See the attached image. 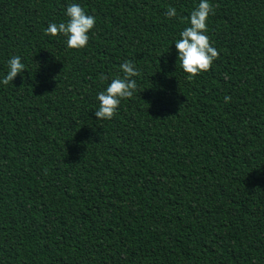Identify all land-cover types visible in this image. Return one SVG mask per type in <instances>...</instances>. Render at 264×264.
Here are the masks:
<instances>
[{"label":"trees","instance_id":"1","mask_svg":"<svg viewBox=\"0 0 264 264\" xmlns=\"http://www.w3.org/2000/svg\"><path fill=\"white\" fill-rule=\"evenodd\" d=\"M199 2L0 0V81L25 64L0 82V264H264V0H209L219 57L188 79ZM72 3L83 49L45 35ZM126 60L138 88L97 120Z\"/></svg>","mask_w":264,"mask_h":264},{"label":"clouds","instance_id":"2","mask_svg":"<svg viewBox=\"0 0 264 264\" xmlns=\"http://www.w3.org/2000/svg\"><path fill=\"white\" fill-rule=\"evenodd\" d=\"M214 10L209 0H200L195 10L187 18L190 26L181 31L180 38L174 43L178 53L177 60L180 67L187 74L188 79L207 72L212 67L214 60L219 57V51L212 45L208 31L207 20ZM65 15L66 22L49 23L45 35L56 37L63 35L66 37L67 47L70 49H83L89 42V32L95 27L96 19L89 15L77 3L70 4ZM177 10L169 7L166 16L171 19L176 17ZM123 76L112 79L105 91H101L97 96L99 108L94 112L97 120H110L114 117L122 100L131 99L136 92L138 85L136 77L141 75L135 63L126 60L120 65ZM25 70V64L21 62V57L16 55L8 60V71L3 77L4 85L10 84L18 75ZM103 81L107 77L101 75ZM225 79H229L225 74ZM225 102H229L231 97L226 96Z\"/></svg>","mask_w":264,"mask_h":264}]
</instances>
